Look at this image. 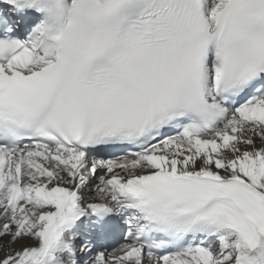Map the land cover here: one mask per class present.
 I'll list each match as a JSON object with an SVG mask.
<instances>
[{"label": "snow or ice", "instance_id": "snow-or-ice-1", "mask_svg": "<svg viewBox=\"0 0 264 264\" xmlns=\"http://www.w3.org/2000/svg\"><path fill=\"white\" fill-rule=\"evenodd\" d=\"M0 264H264V0H0Z\"/></svg>", "mask_w": 264, "mask_h": 264}]
</instances>
